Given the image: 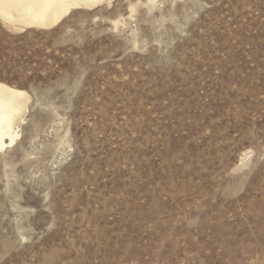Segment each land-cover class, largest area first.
<instances>
[{"label": "rangeland", "instance_id": "obj_1", "mask_svg": "<svg viewBox=\"0 0 264 264\" xmlns=\"http://www.w3.org/2000/svg\"><path fill=\"white\" fill-rule=\"evenodd\" d=\"M148 1L0 21V264H264V0Z\"/></svg>", "mask_w": 264, "mask_h": 264}, {"label": "bare ground", "instance_id": "obj_2", "mask_svg": "<svg viewBox=\"0 0 264 264\" xmlns=\"http://www.w3.org/2000/svg\"><path fill=\"white\" fill-rule=\"evenodd\" d=\"M112 1L0 0V21L10 32L15 33L28 29L50 30L74 10L93 11L104 4L111 5ZM157 2L148 1V12L153 11ZM137 8V4L130 7V19L134 17ZM114 24L115 28H118L120 21H115ZM30 99L32 98L26 91L0 82V155L17 144ZM244 161L243 159L241 162Z\"/></svg>", "mask_w": 264, "mask_h": 264}]
</instances>
